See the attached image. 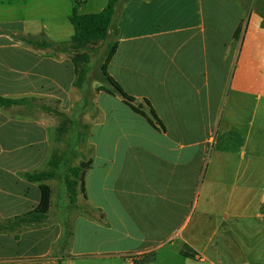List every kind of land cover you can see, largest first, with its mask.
<instances>
[{"label": "crops", "instance_id": "0c3cea01", "mask_svg": "<svg viewBox=\"0 0 264 264\" xmlns=\"http://www.w3.org/2000/svg\"><path fill=\"white\" fill-rule=\"evenodd\" d=\"M59 1L34 0V17L46 20L42 9L54 14ZM240 4L115 1L108 37L118 45L107 71L146 112V104L153 109L155 124L118 94L101 90L89 99L85 84L80 93L99 119L85 115L86 102L77 111L79 101L63 107L74 79L64 96L48 70L69 67L74 77L70 56L0 30V95L25 98L0 107V222L39 202L38 182L24 173L56 144V116L42 108L56 106L47 102L60 101L72 121L73 112L88 118L78 121L77 134L72 125L77 138L68 148L92 155L81 200L89 211L74 209L71 235L66 205L63 217L51 205L42 224L0 230V264H264V52L238 43ZM28 6L0 3V29L38 40L72 35L69 6L57 17L67 22L33 27L15 14ZM222 14L231 18L228 32L217 30ZM49 32L67 37L50 39ZM12 167L19 178L7 174Z\"/></svg>", "mask_w": 264, "mask_h": 264}, {"label": "trees", "instance_id": "16d2710c", "mask_svg": "<svg viewBox=\"0 0 264 264\" xmlns=\"http://www.w3.org/2000/svg\"><path fill=\"white\" fill-rule=\"evenodd\" d=\"M115 1L108 0L106 5L98 12L77 13L73 8L69 21L73 27L72 35L64 40H38L35 37L14 33L10 30L0 29L3 32L12 35L24 43L31 44L38 48L48 47L54 53L66 54L70 56L74 70L73 86L83 92L86 75L89 80L100 81L105 85L95 86L94 93L104 90L109 93L118 94L126 101L133 110L142 114L151 124L158 122V118L148 104L149 111L146 112L143 104H137L134 98L123 91L121 86L110 76L107 71V66L116 52L118 42L113 35L108 37V31L113 19L115 10ZM95 58V64L92 68L91 64ZM91 80V81H92ZM25 98H11L0 95V107H9L19 105L24 102ZM147 103L146 101H144ZM136 103V104H135ZM48 112H52L58 119L55 127V147L51 150L49 158L45 162V167L40 170H31L24 173L26 179L30 182H38L40 190L39 202L36 206L22 213L16 214L7 218L5 222H0V230L12 229L18 225L42 224L47 221L51 205L53 207L58 203L52 202V196L59 194L60 189L55 194V188L50 184V181L61 183V165L63 157L69 147L70 141L73 139L72 125L73 121L70 116V111L60 108H50L42 106ZM80 139V136H78ZM59 142H63L62 145ZM73 152L64 160V177L65 195H66V210L69 213L72 209L79 212L89 211L85 206L86 199L84 177L87 169H89L92 160L90 157L72 160ZM56 210V209H55ZM87 213V212H85ZM71 217L67 214L68 236L71 235L69 223Z\"/></svg>", "mask_w": 264, "mask_h": 264}, {"label": "rangeland", "instance_id": "374dc122", "mask_svg": "<svg viewBox=\"0 0 264 264\" xmlns=\"http://www.w3.org/2000/svg\"><path fill=\"white\" fill-rule=\"evenodd\" d=\"M16 2V3H28V8L26 10H23V11H20L18 10L15 14H17V16L21 19H30L29 21H27V24L28 25H31V27L33 26H37L36 24H48L49 26H52L53 25V21L56 20L57 22H67L66 21V18L65 16H61L60 18H57L58 15L60 13H62V8L63 6L65 8L63 9H66V6H69V13H71L72 9L74 8L76 10L77 13H89V12H93L95 11L96 9H98L101 5L105 4L107 0H60V7L59 9H56L55 10V13L54 14H49V6L48 8H43L42 9V15L43 16H46L47 15V18L46 20H40L38 18H35L34 17V11L32 9L33 7V2L34 0H0V3H3L4 5L5 4H8L10 2ZM240 2H243L247 7L245 9V5L244 4H240L239 7H240V11L243 13V16L241 18V20H238L237 22L238 25V29H237V32H240L239 36H238V43L240 44H243L245 45L246 47H249L250 45H256L258 47H261V52L263 53L264 52V0H240ZM226 5H228L229 7L232 8V3L231 1H228V2H225ZM223 4L222 3H215V6L216 7H221ZM243 8L245 10H243ZM262 11H261V9ZM233 9L234 6H233ZM263 12V13H262ZM32 19H37V22L38 23H32L31 20ZM116 19V23L118 25V27L120 28L121 27V21L118 19V17L115 18ZM231 23V18L230 16H225L224 14L220 15V17L218 18V23L215 22L216 24V27H217V30L219 29V32H228V27ZM70 28H71V31H73L72 29V26L70 24ZM38 33V35L41 33V32H36V34ZM72 33V32H70ZM49 35H50V39H63L62 37H67V36H62V34H57L56 32H49ZM36 37L39 38V36L36 35ZM26 45V44H25ZM222 49V45L220 44L218 50H221ZM95 64V58L93 59L92 61V64H91V67H93V65ZM238 66H240V62L238 63ZM45 66H40L37 68V73H38V77L39 75H41L43 72H44V68ZM64 69L60 68V66H50L49 68V72L51 74H53L54 78L56 80L59 81L60 85L61 86H64L61 90L64 91L63 95L65 96V94H67L68 92V87L70 85V83L72 82V80L74 79L73 77V72L72 70L69 68V67H64ZM234 73V70H232V74ZM263 73H264V62H263ZM233 77L230 78V82L232 81ZM92 80V79H91ZM89 80V76L86 75V82H85V94L88 95V98L89 99H92V97L94 96V88L95 86H100V85H105L107 86L106 84H103L101 83L100 81H96V80ZM59 85V86H60ZM232 85V84H231ZM245 87H249L251 89H258L261 87L260 83L257 84L254 88L250 85H246ZM70 89H71V86H70ZM263 92H264V86H263ZM68 98H70L69 101L65 100L63 102V107H69L68 110H72L75 106V104L79 101L81 103V105L79 106V108L76 109L79 110L80 108H82V104H85V102L87 101V98H85L83 96V94L80 93V90L74 86H72V90H71V96L70 94L68 95ZM51 105H55L56 108H60L59 106L61 104L60 101H54V102H47ZM85 110H86V114L87 116L89 115H95L94 111L92 112V105L90 103V101L86 102L85 106H84ZM61 109V108H60ZM74 115H73V133L74 134H77V129H78V121L80 122L81 121H84V124H85V121L88 120L85 119V115L81 116L79 119L77 117V113L76 112H73ZM84 113V112H83ZM85 119V120H84ZM97 119H99V115L96 114L95 117H94V121H96ZM57 118H56V123H57ZM47 132V131H46ZM40 135V133H39ZM52 132L51 131H48L46 133V136L48 137V140L51 142V137H52ZM55 137H56V133H55ZM73 138H77L76 135H74ZM46 142V141H45ZM63 142H59L60 145H62ZM47 144V143H45ZM65 144V143H63ZM50 150H48V153H49ZM71 152H73V156H72V160H80V159H84V158H87L89 155H90V149H86V148H77V149H73V148H68L67 151H66V154L65 156L63 157V160H62V165H61V176H64V160L65 158L71 154ZM92 156V155H90ZM235 156H237V154H235ZM46 162V159L44 160V163ZM43 162H41L40 164L37 163V164H34V166L32 167V169H37V170H40V169H43L45 167V164ZM13 167L8 169L7 171V174H11V173H14L15 177L18 176L19 178V171L18 169H14L13 171ZM9 178V177H8ZM1 181H3V178H1ZM14 183V182H13ZM53 185V184H52ZM55 185V186H54ZM54 188H55V194L56 192H58V188L60 189L59 191V194L55 196V202L58 203V206L56 205V207L54 206V208L56 209V213L60 215V217H63L64 216V212L66 211L64 206L66 205V199H63L62 196L64 195L65 193V185L63 183V177L61 179V183H54ZM10 190H16L14 187L13 188H10ZM73 211H70V217H71V220L73 219L72 215L73 214ZM76 212V211H75ZM81 213V214H79ZM78 213V216L79 215H84L85 213L82 211V212H79Z\"/></svg>", "mask_w": 264, "mask_h": 264}, {"label": "water", "instance_id": "95a60500", "mask_svg": "<svg viewBox=\"0 0 264 264\" xmlns=\"http://www.w3.org/2000/svg\"><path fill=\"white\" fill-rule=\"evenodd\" d=\"M63 181H64V183L66 182V179L64 176H63ZM62 198L65 199V195H63Z\"/></svg>", "mask_w": 264, "mask_h": 264}]
</instances>
